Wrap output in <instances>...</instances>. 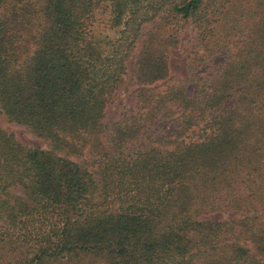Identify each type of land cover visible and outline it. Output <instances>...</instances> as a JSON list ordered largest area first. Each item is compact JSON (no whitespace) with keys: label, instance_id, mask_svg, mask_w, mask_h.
Here are the masks:
<instances>
[{"label":"trees","instance_id":"obj_1","mask_svg":"<svg viewBox=\"0 0 264 264\" xmlns=\"http://www.w3.org/2000/svg\"><path fill=\"white\" fill-rule=\"evenodd\" d=\"M0 107V264H264V0H0Z\"/></svg>","mask_w":264,"mask_h":264},{"label":"rangeland","instance_id":"obj_2","mask_svg":"<svg viewBox=\"0 0 264 264\" xmlns=\"http://www.w3.org/2000/svg\"><path fill=\"white\" fill-rule=\"evenodd\" d=\"M145 24L144 27H148ZM192 33L190 24H185L181 31L179 42L176 46L171 47L168 57V75L154 83V86L162 90L166 86L184 80L188 75L186 65L187 43ZM142 38L139 37L132 50L131 57L127 61L126 72L123 75V82L121 86L111 95L105 107V120L113 121L119 118L120 114L130 108L137 106L138 100L135 94V78L133 74V56L139 51L141 47ZM221 57H219V60ZM195 89V82L187 83V91L193 93ZM0 126L6 131L14 134L18 141L28 146L48 147L47 141L41 136L35 134L27 125L16 122L10 119L0 107ZM174 129L172 125H168V130ZM85 156H87L85 154ZM70 157L77 161H82L84 156L70 155ZM231 214L230 211H216L208 214L214 219H223Z\"/></svg>","mask_w":264,"mask_h":264}]
</instances>
